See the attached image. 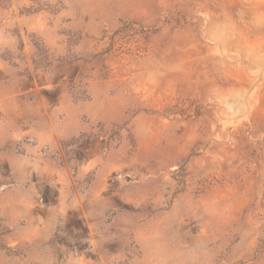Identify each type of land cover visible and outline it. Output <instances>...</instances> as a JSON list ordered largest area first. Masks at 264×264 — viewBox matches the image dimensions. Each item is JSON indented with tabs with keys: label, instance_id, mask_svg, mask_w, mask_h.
Segmentation results:
<instances>
[{
	"label": "clouds",
	"instance_id": "obj_1",
	"mask_svg": "<svg viewBox=\"0 0 264 264\" xmlns=\"http://www.w3.org/2000/svg\"><path fill=\"white\" fill-rule=\"evenodd\" d=\"M211 7L212 0H0V264H264L254 228L236 247L240 194L222 204L191 185L185 191L188 112L212 75L198 19ZM127 30L154 51L97 54L107 36ZM33 79L60 82L55 102L28 91ZM142 83L169 96L143 99ZM142 174L170 178L150 186ZM46 186L58 194L54 203L44 202ZM70 213L86 236L69 229Z\"/></svg>",
	"mask_w": 264,
	"mask_h": 264
},
{
	"label": "rangeland",
	"instance_id": "obj_2",
	"mask_svg": "<svg viewBox=\"0 0 264 264\" xmlns=\"http://www.w3.org/2000/svg\"><path fill=\"white\" fill-rule=\"evenodd\" d=\"M212 4L213 7L199 12L201 47L208 58L204 63L212 75L208 76V85L202 90L198 105L188 112L192 125L184 134V152L189 157L185 191L191 185L201 199L222 204H228L240 194L233 232L236 247L248 242V233L254 228L256 238L251 242L258 244L256 255H264V224H260L264 219V75H261L264 72V0H212ZM106 41L107 48H100L98 55L139 56L154 51L149 41L131 30L114 32ZM186 47L200 50L196 45ZM185 58L190 57L186 54ZM125 78V74L115 76L117 80ZM59 86V81L40 83L33 79L28 91L42 90V95L55 102L58 96L55 88ZM153 86L142 83L136 91L143 99L155 95L158 102L169 96L167 89L154 93ZM158 107L151 111H157ZM162 122L168 123V117ZM87 146L83 142L78 152L82 155ZM93 164L89 160L84 170L88 171ZM116 178L124 183L122 176ZM169 178L167 174L140 177L150 186L157 180L167 182ZM57 180L61 184L65 182L62 174ZM174 188L173 184L168 190ZM144 191L151 195L154 187ZM57 195L46 186L44 202L54 203ZM97 211L103 216V209ZM67 226L79 229L86 236L87 228L78 215L70 213Z\"/></svg>",
	"mask_w": 264,
	"mask_h": 264
}]
</instances>
